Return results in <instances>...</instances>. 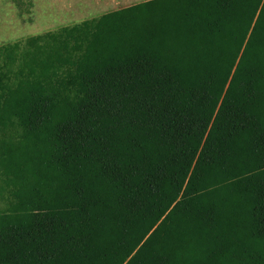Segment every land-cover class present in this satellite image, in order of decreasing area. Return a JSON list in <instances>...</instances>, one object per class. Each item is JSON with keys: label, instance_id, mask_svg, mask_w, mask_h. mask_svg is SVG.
Masks as SVG:
<instances>
[{"label": "trees", "instance_id": "trees-1", "mask_svg": "<svg viewBox=\"0 0 264 264\" xmlns=\"http://www.w3.org/2000/svg\"><path fill=\"white\" fill-rule=\"evenodd\" d=\"M0 202V264H264V0L1 44Z\"/></svg>", "mask_w": 264, "mask_h": 264}, {"label": "rangeland", "instance_id": "rangeland-1", "mask_svg": "<svg viewBox=\"0 0 264 264\" xmlns=\"http://www.w3.org/2000/svg\"><path fill=\"white\" fill-rule=\"evenodd\" d=\"M143 1L0 0V45L43 34Z\"/></svg>", "mask_w": 264, "mask_h": 264}, {"label": "crops", "instance_id": "crops-1", "mask_svg": "<svg viewBox=\"0 0 264 264\" xmlns=\"http://www.w3.org/2000/svg\"><path fill=\"white\" fill-rule=\"evenodd\" d=\"M144 1H146V0H144Z\"/></svg>", "mask_w": 264, "mask_h": 264}]
</instances>
